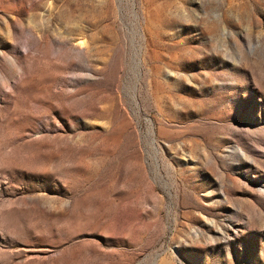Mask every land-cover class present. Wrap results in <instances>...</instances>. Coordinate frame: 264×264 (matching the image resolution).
Returning <instances> with one entry per match:
<instances>
[{
    "label": "rangeland",
    "instance_id": "rangeland-1",
    "mask_svg": "<svg viewBox=\"0 0 264 264\" xmlns=\"http://www.w3.org/2000/svg\"><path fill=\"white\" fill-rule=\"evenodd\" d=\"M0 264H264V0H0Z\"/></svg>",
    "mask_w": 264,
    "mask_h": 264
}]
</instances>
